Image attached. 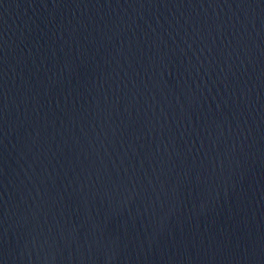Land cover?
I'll use <instances>...</instances> for the list:
<instances>
[{
  "label": "water",
  "instance_id": "95a60500",
  "mask_svg": "<svg viewBox=\"0 0 264 264\" xmlns=\"http://www.w3.org/2000/svg\"><path fill=\"white\" fill-rule=\"evenodd\" d=\"M0 264H264V0H0Z\"/></svg>",
  "mask_w": 264,
  "mask_h": 264
}]
</instances>
